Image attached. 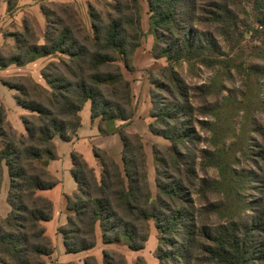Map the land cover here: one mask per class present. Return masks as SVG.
Returning a JSON list of instances; mask_svg holds the SVG:
<instances>
[{"label": "trees", "instance_id": "obj_1", "mask_svg": "<svg viewBox=\"0 0 264 264\" xmlns=\"http://www.w3.org/2000/svg\"><path fill=\"white\" fill-rule=\"evenodd\" d=\"M17 1L7 0L8 12L15 9ZM112 1V11L88 3L89 31L72 5H40L46 19L43 42L29 18L23 17L22 30L10 34L15 47L0 55V69L11 65L22 68L40 58L58 56L40 71L49 91L44 92L29 76L0 79L15 90L16 104L26 111L20 116L24 133H17L0 107V191L5 173L9 179L5 198L9 212L0 215V264H45L54 254L55 245L43 225L53 218V203L40 192L58 184L47 169L49 160L56 158L54 140L70 142L77 137L79 113L86 102H90L91 120H99V134L118 135L122 165L106 150L93 146L92 153L101 166L97 176L82 155L72 151V176L78 188L65 197L67 220L57 228L66 254L93 249L98 230L103 244L123 243L132 251H141L150 235L148 222L153 219L160 241L159 264H198L203 260L205 264H264L262 211H256L250 224L234 212L240 201L235 182L240 183L242 175L223 162V150L215 154L201 149L202 158H214L208 166L215 168L222 180L200 178L197 153L188 149L199 141L193 131L195 113L220 119L217 107L206 113L205 108L200 111L192 103L198 98L195 91L208 96L211 85L192 89L174 68L185 63L188 72L195 74L199 66L215 69L223 64L217 56V40L207 26L225 33L223 28L232 27L238 18L240 1L146 0L148 32L153 36L150 53L168 63L160 69L162 79L151 83L170 98L161 97L162 102H157L154 90L149 91V117L155 121L148 123V130L170 142V148L162 152L152 147L155 196L142 137L125 130L135 110L131 82L124 71H135L134 53L142 46V6L140 0ZM250 1L264 26V0ZM118 121L123 124L117 125ZM218 125L210 123L208 127L215 133ZM225 178L228 181L222 184ZM198 182L202 186L195 193L205 200L204 186L209 183L212 188H226L233 201L197 208L192 192ZM223 211L225 223L214 227L205 223L213 214L221 217ZM102 257L103 264H127L115 251L104 249ZM83 264L100 263L88 255ZM135 264L147 263L138 256Z\"/></svg>", "mask_w": 264, "mask_h": 264}, {"label": "rangeland", "instance_id": "obj_2", "mask_svg": "<svg viewBox=\"0 0 264 264\" xmlns=\"http://www.w3.org/2000/svg\"><path fill=\"white\" fill-rule=\"evenodd\" d=\"M238 1H240V4L238 3L237 5L238 11H240L238 13V18L233 25L231 24L232 27L223 28L225 33H221V31L218 33L213 27L207 26V30H209L217 40L219 45L217 56L222 59L223 64L215 69H208L199 66L198 70H195V74L188 72L185 63H182L180 66L177 65L174 68L183 77L187 86L192 89H194L195 86L200 87L202 85H211L210 94L208 96H205L201 90L195 91L198 98H193L192 103L197 109H201L200 111H202V108H205L206 113H212L210 112L211 109H214L215 107L218 108L217 115L220 118L219 121L215 116H212V114L202 115L197 112L193 117V131L199 137V141L190 146L188 145V149L197 153L196 172L198 176L209 181L219 180L220 178L222 180L218 171L215 168L208 166V164L213 163L214 158L207 156L205 157L208 160L207 161L202 158L200 151L203 149L216 154V151L221 153V150H223V155L220 156L222 157L223 162L227 165H231L232 169L242 175L241 180H238L240 183L237 181L235 182L238 183L237 187L240 189V201L235 203L234 207H238V210H235L234 208V212L236 211L237 213L238 211L239 214L237 215L250 224L253 217H255L256 211H262L263 217L261 216V218L264 224V26L256 18L257 16L250 0ZM49 2L72 5L87 31L90 30L88 3L96 8L103 9L104 11H112L114 7V2L112 0H41L38 1V4L39 6L48 5L47 3ZM140 3L142 6V30L145 34L141 47L144 51H147V49H151L152 47L153 36L148 32L149 13L147 2L146 0H140ZM40 12L38 13L40 14L41 22L38 21L32 11L24 12L23 16H21L22 14H18L17 19L13 18L14 20L7 18L3 25L6 34L10 35L21 31L22 19L23 17H28L31 25L35 29L36 35L40 39V43H42L46 27V19L44 14ZM199 28L203 30V26H200ZM12 40L14 42L13 44L4 42L0 47V55L3 56L4 51H9L15 47L13 37L11 41ZM57 57V55H54L43 58L36 63L28 65L25 70L11 71L9 73L10 76L5 79L14 76H29L31 81L44 92L49 91V87L44 82L40 71L49 61L54 60ZM156 63L157 66L149 71H147L146 68H143V71L147 72L142 75L146 76L149 80L151 84L150 89L152 88L154 90V93L157 96V102H162L159 99L161 97L170 101L167 94L157 91L151 83V81L162 79L160 76V69L168 66L165 59H160L159 61H156ZM205 91L207 90H204V92ZM13 103H15L14 100ZM2 109L5 112L6 119H8L17 133H24L23 125L21 124L19 117L14 115L13 110H11L10 115H8L5 108ZM16 109L20 108L18 107ZM140 119L141 120H139L136 125V128L139 130L144 129L148 122L155 121L153 118H150L149 115H141ZM117 123L120 124L121 122L118 121ZM210 123L219 124L215 133L210 127H208ZM116 137L119 142L117 148L113 147V154L118 152L119 147L122 149L121 141L117 135ZM142 141L149 156L150 187L155 196L157 188L154 181L155 164L152 161V147L155 145L162 152L164 149L170 148V142L162 137L154 136L148 129L145 131V136L142 137ZM96 144H99V140L96 139L92 141L90 138L86 144L81 145L80 143V149L86 154V156L89 154L87 157L89 162H92V158L93 161L96 159L93 157L91 150L92 146ZM111 145L114 146V143ZM119 154L120 153L118 152L117 155ZM119 163L122 165L121 159ZM170 172L171 171L168 170V173ZM227 181L228 180L225 178L222 181V184H226ZM8 185L9 179L5 173L0 191V214L3 216L5 215L7 208H9L5 201ZM201 186L202 185L198 182L196 188L192 192V198L195 201L196 207L199 209L201 207L203 208L204 205H208V203L230 204L234 199V196L231 198L232 193L225 190L226 188H223L222 186L212 188L208 183L204 186V188H207L205 200L202 197V194L198 195L195 193L199 191V187ZM55 191L56 190H47L41 192V194L46 195V197L53 200V198L55 199ZM224 212L226 211L220 212L223 213L221 217L220 214L209 216V218L205 220V223L207 222L211 227L225 223L226 216ZM148 224L150 237L145 244V249L141 252V256L147 264H159V260L157 259L158 247L160 245L159 234L157 233L153 219H151ZM260 237L264 243V235H261ZM60 244H62L61 240ZM111 245L113 246L110 248H103V246L99 244L93 251L98 253L99 256L102 255L101 252L104 249L121 253L125 257L127 264H135L136 257L140 256L139 253L128 249L123 243ZM93 255L96 256V254ZM87 256L88 255L85 253H80L69 264H83V261ZM56 261H58V258L55 256L53 258L52 256L45 259V264H53ZM98 262L103 264V257L101 261ZM198 264H205V261L203 260Z\"/></svg>", "mask_w": 264, "mask_h": 264}, {"label": "crops", "instance_id": "obj_3", "mask_svg": "<svg viewBox=\"0 0 264 264\" xmlns=\"http://www.w3.org/2000/svg\"><path fill=\"white\" fill-rule=\"evenodd\" d=\"M38 1H41V0H18V2H17L18 4L16 5V8L14 10H12L11 12H8L7 11V0H0V47L4 44V42H9L11 44L14 43L13 40L11 41L12 36H10L9 34H6L5 28L3 26L5 21L7 20V18H9L10 20H14V19H17L18 14H22L21 16H23L24 12L32 11L35 14V17L38 19V21L41 22L40 14L38 13V12H40V6L38 4ZM45 58H47V57H45ZM41 59H43V58H40L38 60H41ZM38 60L31 62L22 68L17 67L15 65H11L6 69H0V79L10 76L9 73L11 71L21 70V69L25 70V68H27L28 65L36 63ZM159 60H156L152 57V55L150 53V49H147V51H144L142 49V47H140L134 53L133 64L135 67V71L134 72H128L126 70L124 71L125 78L131 82L132 103H133L134 110H135L134 117H133L132 121L125 125V130L128 133L138 134L141 137H144L145 131L148 129V124H146L144 129L139 130L138 128H136L138 121L141 120L140 116L141 115H149L150 104H151L150 95H149L151 84H150L149 80L147 79V77L143 76L142 74L149 71L150 69H153L155 66H157L156 61H159ZM13 68H16V69H13ZM143 68H146L147 71H143ZM14 95H15V90L7 87L6 85L1 83V81H0V107L5 108L6 113H8V115H10V111L13 110L14 115L19 117V119H20V116L23 115L25 113V111L16 104L15 99H14ZM13 100L15 103H13ZM18 107L20 109H16ZM79 116H80V127L77 131V137L74 138L70 142H64V141L60 140L58 137H56L54 140L55 146H56V158L50 159L48 162V167H47L50 174H52L58 180V184L54 188L50 189L51 191L56 190L55 191V199L53 198V200H51L50 198L47 197L53 203V208H54L53 218L49 222L43 223V225L46 229V234L52 239V241L55 245V252L52 256H53V258H54V256L57 257L58 261L54 262L53 264H65L69 261L74 260L76 258V256L78 254H80V253H78V254H66L64 252V246L62 244H60V240L62 241V237L57 232V228L61 225H64L66 223V220H67V214L68 213L66 210V199H65V197L70 196L73 193H75L77 191V188H78V184L72 176V168H73V164H72V160H71L72 151H75V152L81 154L82 157L84 158V160L88 163V165L90 167L94 168L95 174L97 176H99L100 171H101V166H100L98 160L94 159V161H93V158H92V162L91 161L89 162V160L87 158L89 154L86 156V154L80 149V143H81V145L86 144V142L88 141L89 138L92 139V141L98 139L99 144H96L93 146H96L98 148L106 150L108 152V154L110 156H112L118 164H120L119 161L121 159L122 149L120 147L118 148V152L120 153L119 155H117L118 152L116 154L112 153V150L115 147L117 148V145L119 142V141H117L118 139L116 137V134L115 135H109V136L100 135L98 132V128H97L99 120L98 119H95L94 121L91 120L90 102H86L84 104L82 110L79 113ZM142 119H144V118H142ZM145 120H147V119H145ZM120 122H121L120 124H123L122 121H120ZM21 124H22V122H21ZM120 124L117 123V125H120ZM112 143H114V146L111 145ZM91 150H92V148H91ZM145 153H146V164H147V169H148V180L150 183V177H149V165H150L149 163H150V161H149V156H148L146 149H145ZM93 157H94V155H93ZM152 161H153V159H152ZM98 166H99V170H98ZM50 190H48V191H50ZM45 191H47V190H45ZM41 192H43V191H41ZM41 192H40V194H41ZM42 196L46 197V195H42ZM8 212H9V208H7L5 215ZM0 215H2V214H0ZM96 238H97L96 246L93 249H91L90 251H88L86 253L84 252V253L86 255L96 254V256L95 255H93V256H95L98 261H101L102 255L99 256V254L93 250L95 248H97L99 244L101 246H103V248H110L113 245L103 244L101 242V234H100L99 230L96 231ZM143 250L137 251L136 253H139V255L141 256L142 255L141 252ZM101 254H102V252H101ZM99 257H100V260H99Z\"/></svg>", "mask_w": 264, "mask_h": 264}]
</instances>
